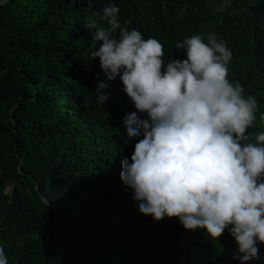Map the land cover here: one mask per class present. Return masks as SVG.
Segmentation results:
<instances>
[{
    "label": "trees",
    "instance_id": "obj_1",
    "mask_svg": "<svg viewBox=\"0 0 264 264\" xmlns=\"http://www.w3.org/2000/svg\"><path fill=\"white\" fill-rule=\"evenodd\" d=\"M110 5L122 28L163 45L165 66L187 58L176 48L186 37L207 43L215 33L232 52L229 82L257 100L248 132H264V0H0V247L8 264H264V244L242 262L228 229L213 240L178 217L139 212L120 177L143 138L129 140L124 126L137 110L119 77L108 80L92 59L100 42L85 28ZM100 81L110 93L103 105Z\"/></svg>",
    "mask_w": 264,
    "mask_h": 264
},
{
    "label": "clouds",
    "instance_id": "obj_2",
    "mask_svg": "<svg viewBox=\"0 0 264 264\" xmlns=\"http://www.w3.org/2000/svg\"><path fill=\"white\" fill-rule=\"evenodd\" d=\"M118 13L105 7L85 28L100 42L92 59L108 80L119 77L137 110L124 117V126L129 140L143 138L131 163L122 160L120 177L134 190L139 212L154 221L178 217L186 230L206 229L213 240L228 229L241 261L257 258V242L264 244V132H248L257 100L229 82L232 52L215 33L207 43L193 35L176 44L187 58L165 66L163 45L122 28ZM107 87L97 84L100 105L110 97ZM0 264H8L3 247Z\"/></svg>",
    "mask_w": 264,
    "mask_h": 264
}]
</instances>
